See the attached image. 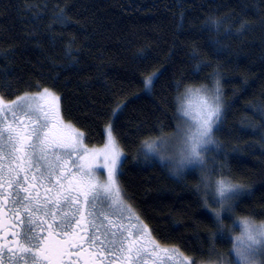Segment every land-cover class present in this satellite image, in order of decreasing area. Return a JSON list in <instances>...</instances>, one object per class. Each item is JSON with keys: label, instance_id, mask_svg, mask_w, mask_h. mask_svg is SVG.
<instances>
[{"label": "trees", "instance_id": "16d2710c", "mask_svg": "<svg viewBox=\"0 0 264 264\" xmlns=\"http://www.w3.org/2000/svg\"><path fill=\"white\" fill-rule=\"evenodd\" d=\"M217 82L224 116L206 160L213 181L244 188L223 232L199 169L174 176L143 151L176 135L178 95ZM38 86L60 97L86 147L104 145L112 124L118 184L162 247L209 264L230 253L239 219L264 221V0H0V89L15 99Z\"/></svg>", "mask_w": 264, "mask_h": 264}, {"label": "snow or ice", "instance_id": "6c2138e0", "mask_svg": "<svg viewBox=\"0 0 264 264\" xmlns=\"http://www.w3.org/2000/svg\"><path fill=\"white\" fill-rule=\"evenodd\" d=\"M155 77L145 78V90L154 87ZM176 102L175 144L164 138L146 141L145 159L171 162L174 176L198 167L202 186L216 194L218 210L213 211L217 231L223 232L221 211H234L241 186L226 177L213 181L206 160L219 147L214 130L223 122L222 92L218 82L213 90L188 88ZM123 109L118 103L112 118L118 119ZM107 133L102 155L108 175L99 183L92 168L100 154H91L90 161L86 150H79L83 133L64 124L59 96L38 86L35 94L9 99L0 89V264L5 257L7 264H156L165 258L187 264L179 249L162 247L134 211L118 184V167L125 161L111 124ZM204 203L209 206L207 199ZM237 223L241 236L233 244L236 260L229 264H255L264 256V224ZM209 264L225 261L213 257Z\"/></svg>", "mask_w": 264, "mask_h": 264}, {"label": "rangeland", "instance_id": "374dc122", "mask_svg": "<svg viewBox=\"0 0 264 264\" xmlns=\"http://www.w3.org/2000/svg\"><path fill=\"white\" fill-rule=\"evenodd\" d=\"M219 86V85H218ZM201 87H204V88H207V89H209V90H213V89H215L216 87H217V83L216 84H213V86L210 88V87H208V86H205V85H203V86H199V87H193L192 89H197V88H201ZM221 90V89H220ZM222 92V91H221ZM33 94H35V93H33ZM60 114H61V109H60ZM61 118H62V116H61ZM62 120H63V122H64V124L65 125H70V126H72L70 123H68V122H66L63 118H62ZM112 125V124H111ZM73 127V126H72ZM74 129H76L75 127H73ZM107 128H108V125L106 126V128H105V136H106V140H105V143H104V145H102V146H99V147H86V145H85V143H84V136H83V138H82V145H81V147H80V151L81 152H83V151H85L86 150V152H87V154H89V160L91 161L92 160V156H91V154H93V153H95V154H100L99 155V159H96V160H94V165L95 166H93V168H92V172H93V174H94V176H95V179H96V181H98L99 183H104V182H106L107 181V175H108V168L107 167H105L104 166V157H103V155H102V153L105 151V149H106V145L108 144V133H107ZM77 130V129H76ZM113 130V129H112ZM78 131V130H77ZM80 132V131H79ZM113 136H114V133H113ZM114 138H115V136H114ZM163 138V137H162ZM161 138H157V139H154V140H152V141H159ZM164 139H167V140H169L171 143H173V144H175V142H176V135H174V136H170V137H165ZM115 140H116V138H115ZM152 141H149V142H152ZM116 143H117V141H116ZM117 146H118V148H119V150L122 152V150L120 149V147H119V145H118V143H117ZM123 153V152H122ZM149 157H152V158H154V159H156V160H158V161H160L157 157H154V156H149ZM77 158V160H79V157L77 156L76 157ZM121 160H123V155L121 156ZM161 162V161H160ZM163 163H166L168 166H170L171 167V162H169V161H165V162H163ZM194 168H198V167H188V168H185L183 171H181V172H178V173H180V174H183L184 172H186L187 170H191V169H194ZM119 169H120V166L118 167V174H119ZM201 177H202V174H201ZM216 180H219V179H216ZM234 184V183H233ZM206 190V189H205ZM206 192L210 195V197H209V200L211 201V202H213V205L215 204V199H216V194H215V192H214V190H212V191H208V190H206ZM243 193H244V188L241 186V190H240V192H239V194L237 195V198H239V197H241V195H243ZM236 198V199H237ZM215 207H216V204H215ZM224 211H221V215H222V213H223ZM214 215V214H213ZM215 216V215H214ZM243 219H250V218H243ZM239 220H241V219H239ZM238 220V221H239ZM251 221H253L257 226H259V225H261V224H264L263 222H257V221H255V220H253V219H250ZM237 221V222H238ZM238 224V223H237ZM238 226H239V224H238ZM240 228V227H239ZM241 236V229H240V233L238 234V235H236L234 238H233V244L234 243H236V240H237V238L238 237H240ZM172 248H174V247H170V249H172ZM183 259L187 262V264H192V261H191V259H189V258H187V257H185V256H183ZM223 260L225 261V264H229V262H232V261H235L236 260V256H235V252H234V249H233V247H232V250L230 251V253L228 254V255H226L224 258H223ZM255 264H264V256H262V257H260L256 262H255Z\"/></svg>", "mask_w": 264, "mask_h": 264}, {"label": "flooded vegetation", "instance_id": "af4514ba", "mask_svg": "<svg viewBox=\"0 0 264 264\" xmlns=\"http://www.w3.org/2000/svg\"><path fill=\"white\" fill-rule=\"evenodd\" d=\"M5 264H7V258L5 257Z\"/></svg>", "mask_w": 264, "mask_h": 264}, {"label": "bare ground", "instance_id": "6f19581e", "mask_svg": "<svg viewBox=\"0 0 264 264\" xmlns=\"http://www.w3.org/2000/svg\"><path fill=\"white\" fill-rule=\"evenodd\" d=\"M66 121V120H65ZM72 125H73V123H72ZM108 125V124H107ZM78 129V128H77ZM264 223V222H263ZM232 237H234V236H232ZM233 239V238H232Z\"/></svg>", "mask_w": 264, "mask_h": 264}]
</instances>
